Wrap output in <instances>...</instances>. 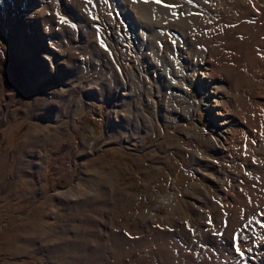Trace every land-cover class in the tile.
<instances>
[{
    "label": "rangeland",
    "instance_id": "obj_1",
    "mask_svg": "<svg viewBox=\"0 0 264 264\" xmlns=\"http://www.w3.org/2000/svg\"><path fill=\"white\" fill-rule=\"evenodd\" d=\"M19 1L0 0V264H264V169L216 151L204 106L215 84L200 86L207 53L229 50L235 69L254 29L238 22L264 0H128L129 16L120 0H70L66 23L35 30L39 6ZM251 48L240 84L262 96L264 45ZM106 124L131 138L108 139ZM36 190L43 206L23 203Z\"/></svg>",
    "mask_w": 264,
    "mask_h": 264
},
{
    "label": "bare ground",
    "instance_id": "obj_2",
    "mask_svg": "<svg viewBox=\"0 0 264 264\" xmlns=\"http://www.w3.org/2000/svg\"><path fill=\"white\" fill-rule=\"evenodd\" d=\"M51 1L52 2H50L45 8H43L44 5L41 4L42 3L41 0H20L19 1L22 4V6H25V7H26V4L27 3H31V2L32 3H31V5L29 7H32L33 8V7H38L39 6L38 9L32 10V11H30V12L27 13V14H29V16H28L27 19L30 20L29 22H31V23H29V26L33 30L39 29V26H41L40 21L41 22L42 21H46V22H48V24L50 23L49 24L50 26H52V21L54 20L55 17L60 18L59 19L60 21H63L64 20V19H61V17H60L61 11L63 13V10H64L63 8L65 6H67V1L69 2L70 0H51ZM127 1L128 0H122V1L120 0V2H119V4H120L119 5V8L121 9L122 12H124L126 14V16H129V14H130L129 13V10L130 9L128 8V2ZM62 6H63V8H61ZM116 7H117V5H116ZM13 9H14V7H13ZM49 11H52V16L51 17H48L47 14H46ZM260 12L259 13L252 14L250 17L249 16L246 17V19L247 18H251L250 19L251 21L249 20V22L244 21V20H246L245 17L238 22V24H240L241 27H242V24H245L246 23V24H249V25L250 24L253 25L254 26V29H253V31H250L249 33L246 34L247 37L245 38V44H242V45H240V46L237 47V50L238 51L236 50V52H237L238 58L236 59V58H232L230 56L232 59H234V60L236 59V63H234L235 64V67H234L235 69L231 68V65H228V63H226L227 62L226 60L229 59L228 56H227V54L229 53V50H227L228 53H226V52L223 51L220 55L218 54L217 58L215 59V61L213 63H211V60H210V58L212 56L209 55L208 53L206 55L207 58L205 56L204 57L202 56L203 57V61L206 60V61H204V62H206L205 64L211 65L213 71H215V70L216 71L214 72V74L212 73V75L210 76V73H207V72L210 71L209 68L205 64H201L202 67H201V73H200L201 75L204 74L202 76L201 84H200V86L202 87L201 88L202 90H205L204 89L205 87H203L204 86L203 84H205V82L207 84H209V86H211L212 81L215 82V83L214 82L212 83V84H215V85H213L215 88L212 86L213 89L208 92L209 95L207 93L208 97H206V99H205V105L204 106L206 107L207 111L210 113V118H212L213 119V122H215V123H213L214 124V128H212L211 130L213 132H215L216 137H217V139L214 140V142L216 143V151L218 153H220V154H225L227 157L231 158V160L234 161V162L237 161V160L238 161L240 160L241 161V165H247V163H249V164L251 163L254 166V168L256 167V169H258L259 171H260V169L261 170L264 169V164L261 165V163L264 162V144H262V141L264 139V127H263V125H264V93L261 96V93L259 91H257L258 89L256 90L255 88H253L250 91H246L245 88H246V86L248 85L249 82H247L246 84H240L241 83L240 82L241 79H239V78L242 77V76L239 77V75L240 74L242 75V73L246 72L247 67L245 65H247V64H246L245 60H247V56H246L247 55V51L249 49H252L251 47H255V48L256 47H263V45H264L263 44V42H264V37L263 36L264 35L261 36L262 34L259 33L261 30L258 32L257 29H256V28L260 27L261 25H264V11H262V13H260ZM142 17H147V15L146 14H143ZM24 20H25V18H24ZM145 21H146V19H145ZM64 22L66 23V20H64ZM25 24L26 23H24L23 25H25ZM7 26H10V25H7ZM157 32H159V31H157ZM162 37H163V35L161 36V38ZM172 37H173V35H172ZM34 38L37 39L38 41L39 40L41 41L43 39V37L41 35L40 36L39 35H37V36L35 35ZM143 41L144 40L142 39L139 44L141 45L143 43ZM162 41H164V40H162ZM223 43L224 42L220 41V44L221 45ZM232 54H233V52H232ZM218 58H221V59L224 58L223 59L224 60L223 63L225 62L224 65H226L227 67H225L223 65V63H219L218 62L219 61ZM258 58H257L258 59L257 60L258 61L257 63L258 64H261V60H262L261 56H259ZM44 59L48 60L49 67H51L50 68V70H51L50 73H52V74L55 73L54 66H52V65H54L55 60H52V58L50 56H46ZM232 63H233V61H232ZM258 64H257V66H261V65H258ZM203 65H205V66H203ZM113 73H114V71H113ZM122 77H124V76L122 75ZM122 77H120L121 78V82H125V78H122ZM120 78H119V80H120ZM111 81L112 80H110V82ZM222 82H226L228 84L226 86L228 87V90L231 93H234V95H235L234 97L230 96L228 94V92H226V91L222 92L219 89V88H221ZM112 83H113V81L111 82V85H112ZM263 84H264V82L262 83V85ZM123 86L124 87H123V89H122V91L120 93L119 92H116V90H112L109 93V95H110L108 97L109 104L112 103L113 106L122 104V102H120V100L117 99V98H120V96L118 95V93L119 94L125 93V95L127 94L126 93L127 92V86H125V85H123ZM53 90H54V88L52 87L50 89V91L48 92L49 93L48 94L49 95L48 96L49 98H50V96H53V94H54ZM207 90H208V88H206V92H207ZM45 97H47V96H45ZM122 105L124 106V104H122ZM127 106H128L127 107L128 109L125 111V117L123 118V120H124V122L126 124H127L128 120H130V118L127 115H129V112H131L129 110L131 106L130 105H127ZM114 114H116V113H114ZM110 119H111V117H110ZM108 122H107V124H108ZM118 122L121 123L120 120H118ZM128 123H130V122H128ZM107 126H108L107 127V130H109V132L107 133L108 134L107 136H109L108 139H110V140L114 139L116 141H119V140L125 141V139L129 140L131 138L130 136H128V133L125 136L119 135L118 138H117V136H115L113 134V131H112V128L110 127V124L107 125ZM93 144H95V141L94 140H93L92 145L89 146V149L90 150L93 147ZM212 146H214V145H212ZM249 170H250V168H249ZM249 170H248V172H249ZM262 173H263V171H262ZM238 175H239V173H238ZM255 181H256V177H255ZM244 182H248V181H244ZM257 182H255L257 184L255 189H258L259 188L258 189V191H259L261 189L260 186L262 185V187H263L264 186L263 185L264 183H260L261 181L258 182V183ZM241 183H243V182L241 181ZM247 184H249V183H247ZM253 187H255V186H253ZM253 187L251 189L255 190ZM237 193H240V191L237 192ZM225 198H226V199H224L225 201H229L232 197L229 196V198L228 197H225ZM235 199L233 198V200L231 199L229 201L230 204L232 203L230 205L231 206V209H233L236 213L237 212H239V213L244 212L243 210H241V206H240L239 202H236ZM225 201H224V206L228 205V203H226ZM250 201H253V200L252 199L250 200V198H248L244 202L245 203L244 204V208H246L245 206L248 205ZM206 233H207V231H206ZM203 234L204 233H202V235ZM205 235H204L205 236V239L209 238V240H208V241H210L209 243L215 242L214 241L215 239H213L215 236L212 238L211 236H209L207 234H205ZM200 236H201V234H200ZM190 237H192V236H190ZM221 238H223L222 240H225V242L227 243L226 238L224 236H221ZM199 239H201V238H199Z\"/></svg>",
    "mask_w": 264,
    "mask_h": 264
},
{
    "label": "crops",
    "instance_id": "obj_3",
    "mask_svg": "<svg viewBox=\"0 0 264 264\" xmlns=\"http://www.w3.org/2000/svg\"><path fill=\"white\" fill-rule=\"evenodd\" d=\"M28 161H34L33 159H30V160H28ZM27 174V173H26ZM33 174V173H32ZM29 176V175H28ZM33 176H35L34 178H39L37 175H35V174H33ZM37 176V177H36ZM39 193H38V191L36 190V192L34 193H32L31 194V196L29 197L28 195L25 197V199H23L22 201H23V203H25V204H27V203H30V204H32V205H34V204H36V206H39L40 204H42V206H43V204H44V201H43V199L41 198V197H39V195H38ZM12 202V201H11ZM29 204V205H30ZM26 207V209L28 208L27 206H25ZM28 213L26 214V216H24L21 220V222H23V220L25 219H28ZM22 224V223H21ZM21 224H20V226H21ZM4 226H6V227H13L12 226V223H11V221H7V222H5L4 223Z\"/></svg>",
    "mask_w": 264,
    "mask_h": 264
},
{
    "label": "snow or ice",
    "instance_id": "obj_4",
    "mask_svg": "<svg viewBox=\"0 0 264 264\" xmlns=\"http://www.w3.org/2000/svg\"><path fill=\"white\" fill-rule=\"evenodd\" d=\"M157 2H158V0H157Z\"/></svg>",
    "mask_w": 264,
    "mask_h": 264
}]
</instances>
